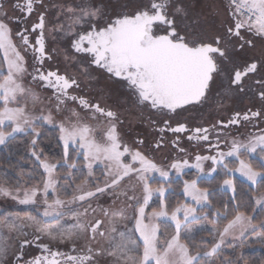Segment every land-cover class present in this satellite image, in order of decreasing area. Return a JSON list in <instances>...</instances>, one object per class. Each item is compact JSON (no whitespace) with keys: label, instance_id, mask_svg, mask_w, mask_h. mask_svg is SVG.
Here are the masks:
<instances>
[{"label":"snow or ice","instance_id":"6c2138e0","mask_svg":"<svg viewBox=\"0 0 264 264\" xmlns=\"http://www.w3.org/2000/svg\"><path fill=\"white\" fill-rule=\"evenodd\" d=\"M217 2L10 0L9 17L0 0V199L23 206L0 211V264H248L249 237L264 249V130L229 138L233 125L264 120V0H226V16ZM49 36L65 43L49 49ZM213 94L218 107L258 108L207 126L180 119ZM126 117L156 133L151 144L140 132L125 139ZM167 133L179 152L187 134L209 154L157 164L149 152ZM20 136L26 154L9 148ZM181 181L185 199L169 210ZM229 238L239 243L224 255ZM30 246L41 254L25 258Z\"/></svg>","mask_w":264,"mask_h":264},{"label":"flooded vegetation","instance_id":"af4514ba","mask_svg":"<svg viewBox=\"0 0 264 264\" xmlns=\"http://www.w3.org/2000/svg\"><path fill=\"white\" fill-rule=\"evenodd\" d=\"M3 3L5 5V10L8 11L9 17L13 15L12 9L10 7V0H3ZM217 7L220 9L222 16H226V0H218ZM36 15L33 14V16L29 19L28 23L31 24L35 22ZM14 31L18 28V25L12 23L11 20L8 21ZM32 39V37H30ZM16 43L19 44V39L16 38ZM47 44L49 49L53 47H57L56 41H54L51 36L48 37ZM59 49V48H58ZM257 53L259 52V45H257L256 49ZM28 56V63L29 66L31 65V54H27ZM57 60L60 62L61 67H63V61L60 60V56L57 57ZM31 71V67H29ZM44 92V91H42ZM46 95L49 93L44 92ZM215 94H213V100L210 102L209 105L204 106L200 109V111L193 112V113H185L183 117H180L181 120H185L189 126L193 125H199L203 124L205 126L214 123L216 119H222L227 121L235 111H246L249 107H252L253 110H256L258 108L257 102H251L248 99H240V98H234L232 100H225L223 107H218L215 103ZM124 132L126 133L125 139L130 143L133 144L136 135L138 132L142 133L146 138L147 142L151 144L154 137L156 136V133L151 132L149 129L144 128L143 125L136 123L135 126L132 129V131H129V128H125L122 126ZM261 130H264V120H257L253 121V123H248L242 121L240 125H233L232 130L230 132L231 137H238V138H245L253 134H260ZM187 134H183V138L180 140V147H183L186 151L185 152H179L177 149L172 148L171 146V140L174 138V134L167 133L168 137V143L166 146L157 152H149L152 154L157 155V159L160 162L168 163L170 164L173 160L180 159L182 157H195L197 154H207L209 153L207 145L205 142H201V144H204V146H201L197 144L195 141H189L186 138ZM223 140V137L221 138ZM223 146V143H221V148ZM31 249L32 251H29ZM60 249L62 251H68L66 246H60ZM41 254V250L39 248H36L35 246H30L27 249V252L25 253V258H33L37 255Z\"/></svg>","mask_w":264,"mask_h":264},{"label":"rangeland","instance_id":"374dc122","mask_svg":"<svg viewBox=\"0 0 264 264\" xmlns=\"http://www.w3.org/2000/svg\"><path fill=\"white\" fill-rule=\"evenodd\" d=\"M65 42L63 41V40H61V41H59V42H57L56 41V45H57V47L58 48H60V46L61 45H63ZM60 60H62L63 61V55L61 54L60 55ZM29 71H30V69H29ZM34 87H36V86H34ZM36 90L37 91H40V93H41V96L43 97V98H47V95L44 93V92H42V90H40L38 87L36 88ZM42 105H37L36 106V108H35V112L36 113H39V109H40V107H41ZM45 108H47V107H49V105H47V104H45V105H43ZM28 107H29V110H33L32 109V104H31V102L29 101V103H28ZM128 121V118L126 117V123H125V125H124V127L126 128H133L134 126H135V124H136V122L135 121H133V122H131V123H128L127 122ZM94 123V122H93ZM121 131H123L124 132V130L123 129H121ZM99 135V134H98ZM20 137H23V136H20ZM23 138H26L27 140H28V138L27 137H23ZM247 137H243V138H241V139H246ZM223 151H227V148H225L224 146H222V148H221ZM209 153H207V154H202V155H208ZM211 154H215V152H212ZM149 155H151V156H153L154 157V160H155V162L157 163V164H160V165H167L168 163H164V162H160L157 158L158 157H156L157 155H155V154H152V153H149ZM184 159H188V161H189V163H194L195 161H194V157H191V158H189V157H182V158H180V159H178V160H180V161H183ZM210 164H211V161H205L204 162V167H205V169H207L209 166H210ZM96 167V170H97V175H99L102 171H103V166L102 165H98V166H95ZM184 172H185V176H184V178L185 179H192L193 177H194V174H195V169H191V168H185L184 169ZM237 179L238 180H240V178L237 176ZM182 182V181H181ZM130 183H134V181L133 182H130ZM183 195V194H182ZM185 199V198H184ZM105 202H107V203H110L111 201H110V198H108V197H103L102 199H101V201H100V203H105ZM95 203V202H94ZM158 205H159V201H158V199H156L155 197L153 198V200L152 201H150V206H149V208L147 209V211H151L152 210V208L153 207H158ZM13 207H15V208H17V209H20V210H23V206H19V205H14V202H12L11 200H5V199H0V211H3L4 209H9V210H11ZM129 211V214H130V212H131V210H128ZM204 223L206 224V221H204ZM11 242V241H10ZM44 242H47V240H45ZM249 242L250 243H252V247H250V248H246V249H244V252H245V254L247 255V254H251V253H260L261 251H264V249H262V248H260L258 245H256L254 242H252L251 241V238L249 237ZM233 243H236V244H238L239 243V241H235V240H232L231 238H229V240L228 241H226V245L225 246H223V249H222V251H223V254L224 255H227L229 252H231V248L228 246V245H230V244H233ZM29 251H32L31 249H29ZM261 264H264V261L261 263Z\"/></svg>","mask_w":264,"mask_h":264},{"label":"trees","instance_id":"16d2710c","mask_svg":"<svg viewBox=\"0 0 264 264\" xmlns=\"http://www.w3.org/2000/svg\"><path fill=\"white\" fill-rule=\"evenodd\" d=\"M27 139L23 137H18V139L13 142V144L9 145V148L12 149V151L19 152L20 154H26L27 153ZM44 146L47 148L48 147V141H44ZM52 151H58L57 149L53 148L51 149ZM8 153L6 152H0V165H5V160L4 157L7 156ZM11 162L13 164L17 163V157L13 155L11 157ZM21 164H23L25 172H27L28 169L31 168V165L28 163H25L24 161H20ZM7 167L6 166H0V172L6 171ZM12 175L15 176V172H12ZM36 179L38 180L39 177L37 176ZM237 187L238 191H247L246 188L241 187L239 180L237 179ZM172 189L175 192L174 195H171L168 199V209L171 210L172 208H175L176 205L180 202L184 201V197L182 195V182L180 184H173ZM230 195V194H229ZM250 211V210H249ZM258 219H264V217L258 218ZM206 224L208 222L206 221ZM211 227V225H208ZM205 239H211L210 237H204ZM245 259L248 261V264H261L264 261V251H261L260 253H251L245 255ZM243 264V262H241Z\"/></svg>","mask_w":264,"mask_h":264}]
</instances>
